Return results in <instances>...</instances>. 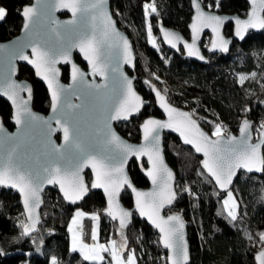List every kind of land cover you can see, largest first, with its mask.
Here are the masks:
<instances>
[{
    "label": "trees",
    "instance_id": "trees-1",
    "mask_svg": "<svg viewBox=\"0 0 264 264\" xmlns=\"http://www.w3.org/2000/svg\"><path fill=\"white\" fill-rule=\"evenodd\" d=\"M151 0H111L115 20L121 30L126 31L137 52L136 64L129 73L136 77L137 90L144 96V109L128 123L119 122L116 129L132 141H139V123L150 115L161 117L156 106L154 91L145 81H151L157 89H167L166 98L184 106L204 128L211 131L221 123L226 134L236 132L246 117L254 124L255 135L260 121H264V32H249L243 41H234L228 52L214 54L208 49L209 38L204 37L202 49L207 63L200 64L184 59L166 49L158 37L157 47L148 42L144 3ZM202 5L219 14L244 16L248 9L247 0H201ZM30 0H0L6 16L0 20V41L14 37L22 27L21 9ZM157 14L150 17L152 32L158 34L161 22L180 30L188 37V23L192 9L190 0H155ZM208 5H213L209 8ZM62 14L61 16H65ZM226 35L232 34L233 26L225 25ZM76 61L81 59L76 55ZM20 79L29 80L33 90V108L47 112L50 100L48 91L40 80L35 79L31 68L19 65ZM155 73L160 79L156 80ZM256 73L243 85L240 75ZM62 79L68 80V68L62 69ZM249 108L245 113L243 110ZM11 106L0 98V121L9 129ZM212 134V133H211ZM59 139V136H57ZM165 156L176 174L177 198L174 206L166 210L179 213L187 226L190 248L189 264H255L254 254L260 249L259 233L264 232V173L262 175L241 172L230 189L218 190L202 168V159L192 149L183 146L178 138L165 135ZM146 162L132 160L128 173L138 187H147L148 181L142 173ZM87 180L91 176L86 172ZM190 188L191 192L185 189ZM231 191L239 203L238 219L232 221L224 210L223 199ZM125 207L132 208V195L122 192ZM44 205L41 209V224L36 231L22 236L20 221H25L21 200L14 190L0 187V264H51L57 257L60 264H92L84 261L78 252H72L69 242V219L77 208L99 213V236L103 241L111 238L122 243L116 222L104 214L105 198L100 191H91L77 206H71L61 198L57 188L43 192ZM90 219L85 218L83 240L89 241ZM129 249H134L137 264H168L166 252L160 246L158 233L144 220L133 215L132 224L125 228ZM249 234L253 239H249ZM127 254H125L126 256ZM102 264H111L106 260Z\"/></svg>",
    "mask_w": 264,
    "mask_h": 264
},
{
    "label": "snow or ice",
    "instance_id": "snow-or-ice-1",
    "mask_svg": "<svg viewBox=\"0 0 264 264\" xmlns=\"http://www.w3.org/2000/svg\"><path fill=\"white\" fill-rule=\"evenodd\" d=\"M258 0H250L252 10L247 20L236 19V36L241 40L248 29H264V15L257 12ZM108 0H55L53 8L64 7L71 10L74 17L79 14L81 17H87L92 24L90 34L85 33L73 42L71 47H78L84 54L85 59L91 65L93 75H99L109 79V74L119 73V87L111 91L104 85L88 83L84 73L75 65H72L71 78L74 83L87 85L88 91L83 97L81 104H73L66 95L67 90L58 85V69L55 68L57 57L69 61L71 47L54 48L48 44H41L39 39L30 42L33 54L36 59L30 61L35 65L36 74L42 76L48 82V87L52 90V111L58 113L54 117L56 128L52 127L49 121H42L39 125L41 137L43 138L46 151L35 157L33 165L24 166L16 160V147H13L7 155V158L0 160V186H10L17 189L22 196L25 208L26 221H20L22 228L21 235L28 236L37 230L39 217L36 209L41 203V192L45 185H59V190L63 197L69 202L75 204L82 200L89 192V187L85 184L81 175L83 169L91 165L95 172L96 179L91 184V188H102L107 195L108 207L107 214L113 219L119 220V231L123 243L116 240L109 241L108 245L98 242V229L93 226L91 239L94 243L88 244L83 241L82 220L85 217L93 222H98L99 213H86L77 210L72 217L68 231L71 235V251L79 252L84 261L92 264H102L105 261L103 253H110L111 264H137L134 249H129L127 237L124 235V229L127 227L131 212L119 206L117 197L120 189L127 186L135 193L136 208L139 213L159 229L161 243L170 250V264H188L189 253L187 242L184 240V222L180 215H170L167 218L162 216L161 210L166 205H171L176 199V192L173 187L174 173L165 164L161 147V132L163 129H171L180 134L183 142L192 145L197 153H203L204 160L202 167L206 170L210 179L221 189H227L233 183L237 169H244L249 173H264V121H260L256 129L258 135L253 141V122L244 118L239 127V137L235 135H226V129L221 123L214 126V131L210 137L199 129L192 113L181 112L167 102L166 93L157 89L151 81H145L155 92L159 100L160 107L167 114V120H158L148 118L142 125L144 145L134 147L123 142L109 127L110 121L129 119L134 113H139L143 106L141 97L134 91L132 79L120 71L119 59L124 63L132 64L133 56L130 42L115 28V22L107 8ZM195 9L194 22L192 28V43L183 41V38L168 30L161 29L164 34V40L167 44L176 48L178 44L188 49L189 56L200 55L196 47L198 34L203 28L210 27L216 34V39L212 41V49L228 51V41L220 36L219 28L225 17L214 15L204 11L200 0H191ZM260 12H264V0H259ZM219 0H215V7H219ZM209 8L213 5H208ZM147 23L148 42L157 47V42L152 32L150 17L157 14L158 9L155 0L144 3ZM6 16V10L0 7V20ZM25 23L23 25L26 31L32 30V35L40 36L37 30L43 24L45 15L34 6H26L23 9ZM76 20L69 21L68 24H75ZM100 25L101 32L98 36L97 25ZM58 39L63 40V34L52 29ZM72 31V29H66ZM11 58L28 60V56L20 53L11 52ZM115 58H119L113 63ZM14 71V69H13ZM156 80L160 78L152 74ZM256 73L251 75H240L238 82L243 85L246 80L254 79ZM27 91L31 95V87L26 84H19L9 76L5 84H0V92L7 96L16 106V123L25 129L36 128L37 121L40 118L34 114L28 107V101L18 96V92ZM74 94V93H73ZM86 105L99 107L101 112V122L92 129V136L102 139L105 144L115 145L117 151L108 155L93 154L94 149L90 141L83 138L80 130L81 109ZM249 112V108L243 110ZM177 117L183 118L178 120ZM102 124V126H100ZM0 125V131H2ZM194 130V134H193ZM56 131L63 132L62 145H57L52 140V135ZM212 137H215L213 139ZM147 156L151 168L147 175L151 178L155 189L152 192L137 191L131 184L125 172V164L129 156L142 157ZM191 192L190 188L185 189ZM239 203L233 193L228 191L227 199L224 200V210L227 217L232 221L238 219ZM75 226V227H74ZM259 235L260 251L256 255L258 264H264V232ZM249 239H253L249 234ZM125 254H127L125 256ZM51 264H60L57 257L51 258Z\"/></svg>",
    "mask_w": 264,
    "mask_h": 264
},
{
    "label": "water",
    "instance_id": "water-1",
    "mask_svg": "<svg viewBox=\"0 0 264 264\" xmlns=\"http://www.w3.org/2000/svg\"><path fill=\"white\" fill-rule=\"evenodd\" d=\"M110 2L111 0H108V4H107V8L108 11L111 14V18L112 20L115 22V28L116 30H118L123 36H125L128 41L130 42L131 45V49H132V56H133V63L132 64H127L124 63L122 61V59L119 58H115L113 60V63L116 62V60L119 59L120 62V71L126 75L127 77H129L130 79H132L133 82V89L134 91L141 97L142 101H143V106L141 107V110L139 113H134L129 119L124 120V119H119V120H113L110 121L109 123V127L112 131H114L116 133V135L118 137H120V139L125 142L126 144L132 145L134 147H141L144 145L145 141H144V137H143V129H142V125L144 123V121L148 118H154V119H158V120H167V114L164 112V110L160 107V103L159 100L157 99L155 92V103L157 108L159 109V111L161 112V117H156L153 115H150L149 117H146L144 120H142L139 123L138 129L140 130V136H139V141H132V140H128L127 138H125L119 130L116 129V124L119 122H123V123H128V121H130V119L139 116V114L143 111L144 109V96H142V94L137 90L136 85H135V80L136 77L132 74L129 73V70H132L135 66V62L137 59V52H135V46L133 41H131V38L129 37V35L127 34L126 31H123L119 28L117 20H115L112 9L110 8ZM201 2V0H200ZM55 3V0H30V3L25 4L20 13H21V17H22V27L20 29V31L12 38L8 39V40H3L0 41V84H5L6 81L8 80L9 76L11 77V80L19 83V84H26L29 87L32 88V83L27 79H20L18 78L19 76V65H24V66H28L29 68H31L34 72V76L35 79L40 80L43 85L45 86V88L48 91V95H49V100H50V105L49 108L47 110V112H39L36 111L33 108V90L31 91V95L29 96V93L27 91H23V92H18V96L22 97L24 100L28 101V107L31 109V111L36 114L39 118L40 121H37V127L33 128V129H25L24 127H22L21 125H18L16 123V106L13 105L12 101L5 96L2 92H0V98H2L3 100L9 102L10 106H11V113H12V117H11V124H13V129H9L8 127H6L4 124H2V122L0 121V125H2L3 130L0 131V160H4L7 158L8 152L13 148L16 147V160L18 163H20L21 165L24 166H29V165H33L35 163V157L37 155H40L41 153L46 151L45 148V144L43 141V138L41 137L40 134V130H39V125L42 121H49L52 124L53 128H56L57 125L55 123L54 117L56 115H58V113H54L52 111V90L48 87V82L46 80L43 79L42 76H38L36 74V68L35 65L30 63V61L35 60L36 57L33 54L32 51V47L30 46V42L36 39H39L41 44H48L54 48H58V47H71V45L73 44V42L77 41L81 35L88 33L90 34L92 31V24L89 22L87 17H81L79 14L77 15V17H74L71 10L68 8H64V7H56L53 8L52 5ZM248 3V9L246 10V13L244 16L238 15L236 13L233 14H227V13H222L219 14L218 12L214 11V10H209L207 8H205L204 5H202L204 7V11L214 14V15H219L221 17H225L226 19H224L222 25L219 28V32H220V36L223 37L224 40H227L228 43V51L231 49V45L233 44L234 41H243L246 37L247 34L249 32H253V33H260V32H264V29H248V31L244 34V39L241 40L238 36H236L235 32H236V19L239 18L241 20H247L249 18V13L252 10V5L250 3V0H247ZM202 4V2H201ZM26 6H34L36 8H38L42 13H44L45 15V19L42 25H40L38 27V31L40 32V36L39 37H35L32 35V30H28L26 31L23 27L25 20L23 17V9ZM190 6L192 9V13H191V19L190 22L188 23V32L189 35L188 37H186L180 30H177L175 28H172L170 26H165L163 25L161 22H159L157 24V29H158V34H159V38L162 42V44L164 45V47L170 51H172L173 53H176L178 55L181 54V56L184 59L187 60H192L195 61L197 63L200 64H205L207 63V56L204 52V49H202V42L204 40V37L208 36L209 38V46L208 49H210V51L214 54L217 53H224V51H221L219 48L213 50L212 49V41L214 39H216V34L213 33L212 29L210 27H205L203 28V31H201L198 34V39L196 40V47L199 50L200 55H202L204 57L203 60H201L198 56H189L188 55V49H186L183 46V43L178 44V46L176 48H173L171 45L167 44L164 40V34L163 31L161 29L164 30H168L171 32H175L177 34H179L182 38L183 41H187L188 43H192V28L191 25L194 22V17L196 15L195 13V9L193 8L192 4H191V0H190ZM257 12L260 15H264V12H260V5H259V0L257 2ZM62 14H66L65 16H61ZM76 20L75 24H68L69 21L72 20ZM227 24H231V26H233L232 29V34L231 35H226L224 32L225 29V25ZM52 29H56L58 31H60L63 34V40H60L56 37L55 32L52 31ZM66 29H72V31H66ZM97 34L99 36L100 32H101V27L98 24L97 25ZM182 51V52H181ZM227 51V52H228ZM11 52H16V53H20L22 52L23 55L28 56V60H22V59H14L11 58L10 53ZM76 55H78L81 59V63L76 61ZM70 60L69 61H65L59 57H57V63L55 64V68L58 69V77H57V82L58 85L63 86L64 89L67 90L66 95L69 96V101L70 103L73 104H81L84 95L86 94V92L88 91L87 89V85H82L80 83H74L72 78H71V70H72V65L75 64L83 73L85 76V79L88 81V83H94V84H100V85H104L107 83V88L109 91H111V89L113 88H118L119 87V80H120V76L119 73H116L114 76L113 74H109V79L107 81H105L104 77L97 75H93L91 72V65L88 63V61L85 59L84 54L82 52H80L78 47H71V53H70ZM64 67L68 68V80L64 81L61 77L62 75V69ZM14 69V71H13ZM74 93V94H73ZM167 99V98H166ZM167 102L170 103L173 107L177 108L179 111L181 112H188L191 113L188 109H186L184 106H179L176 105L172 102H170L167 99ZM192 118L196 120L199 129L202 130L204 133L208 134L210 137L212 136V134L208 131V129L204 128V126L201 125V123L199 122V120L192 115ZM178 120H182L183 118L181 117H177ZM250 120V119H249ZM101 122V112L99 107H95V106H91V105H86L83 109H81V121H80V130H81V134L83 136V138L87 141H90L94 152L93 154H98V155H108V154H112L114 153L116 150L115 145H109V144H105L103 142L102 139H98L96 137L92 136V129L97 125L100 124ZM242 122V121H241ZM241 124V123H240ZM239 124V127H240ZM102 126V124L100 125ZM254 126V124H253ZM239 127L238 130L236 132H232L229 131L227 132L226 135L230 134V135H235L237 137H239L240 133H239ZM193 134H194V130H193ZM255 130L253 128V141L255 142L257 136L255 135ZM165 135H171V136H175L176 138H178L181 142V144L183 146H186L190 149H192L198 156L201 157L202 161L204 160V156L203 153H197L195 151L194 146L192 145H188L185 144L183 142V138L180 136V134L174 130L171 129H163L161 132V147L163 149L162 155L164 158V162L165 164L173 171L174 173V181H173V187L174 190L176 192L175 189V179H176V174L175 171L173 170V168L171 167V165L169 164V162L166 160V156H165V139L164 136ZM258 135V133H257ZM57 136H59V139H57ZM213 139H215V137H212ZM52 140L55 142V144L57 145H62L64 143L63 141V132L62 131H56L53 135H52ZM132 160H135L137 162H141V160H143L144 162H146V167L143 169L142 173H144V176L146 177L147 181H148V186L147 187H138L136 184L133 183L130 173H128V167L131 163ZM151 168V164L148 161L147 156H142V157H136V156H129L127 163L125 164V172L128 176V179L131 181V184L133 185V187H135L137 189V191H141V192H152L155 189V186L152 183L151 178L147 175L148 170ZM203 168V167H202ZM204 170V169H203ZM86 172L89 173V175L91 176L90 180H87L86 177ZM206 172V170H205ZM246 173L248 175L251 174H255V175H262V173L259 172H252L249 173L244 169H237L236 171V176L233 178V183L231 185H229V187L227 189H221L214 180H212L214 182V184L216 185V187L218 188V190H221L223 192H226V190L230 189V187H232V185L235 182V179L237 178V176L241 173ZM207 173V172H206ZM85 184L89 187V192L86 194V196L82 199L77 201L75 204L69 202L68 200H66L63 197L62 192L59 190V185H45L42 192H41V203L39 205V207L36 209V214L39 217V223L37 224V228L39 227V225L41 224V209L43 208L44 205V200L43 198V192L49 188H57L59 191V194L61 196V198H63V200L65 202H67L69 205L71 206H77V204H80L81 202H83V200L85 198H87V195L91 192H98L100 191L103 195V197L105 198V206H104V214L106 216H108L109 218H111L107 212L106 209L108 207V203H107V195L104 192V190L102 188H91V184L95 181L96 179V175L95 172L92 170L91 165H89L88 167H85L81 173ZM2 188L8 189V190H14L18 193L19 195V199L21 200V207H22V211H24V217H25V208L23 205V199L21 194L19 193V191L17 189L11 188L10 186H0ZM125 190H128L130 195H132V208H128L125 207L124 204L122 203L121 200V194L122 192H124ZM176 198H177V193H176ZM119 206L129 212L132 213L128 225L127 227H129L132 224L133 221V215H136L137 217H139L142 221L144 220L150 227H152L154 229V231H156L158 233V236L160 238L159 242H160V246L161 248L166 252V260L167 263L170 264L169 261V256L171 255L170 250L165 248L164 245L161 243V233L159 231L158 228H156L154 225L151 224V222L147 219V217H143L140 215L139 210L136 208V196L135 193L132 192V190L130 188H128L127 186H124L120 189V194L117 197ZM176 200V199H175ZM174 200V202H175ZM174 202L171 205H166L162 210H161V215L164 216L165 218H167L170 215H180L179 213H175V212H169L167 213L166 210L171 209L174 205ZM181 216V215H180ZM182 218V216H181ZM112 221L116 222L118 227H119V220H113L111 218ZM183 220V218H182ZM25 222L26 221V217H25ZM184 222V220H183ZM126 227V228H127ZM33 233V232H32ZM183 233H184V240L187 242V246H188V253H189V260H188V264L190 262V248H189V242H188V237H187V226L185 225L184 222V229H183ZM260 251V249H258L255 254H254V260H255V264H258L257 260H256V255L257 253Z\"/></svg>",
    "mask_w": 264,
    "mask_h": 264
},
{
    "label": "rangeland",
    "instance_id": "rangeland-1",
    "mask_svg": "<svg viewBox=\"0 0 264 264\" xmlns=\"http://www.w3.org/2000/svg\"><path fill=\"white\" fill-rule=\"evenodd\" d=\"M3 7V6H2ZM4 8V7H3ZM153 36L155 37V39H156V42H157V45H158V47L157 48H159V44H158V37H159V34H154L153 33ZM214 131V129L211 131V133ZM225 199H227V194H226V196L224 197V199H223V202H224V200ZM77 210H82V211H84V212H86V213H96V212H94V211H86V210H84V209H81V208H77ZM76 210V211H77ZM75 211V212H76ZM75 212L73 213V215L70 217V221H69V224H68V227H69V225H70V223H71V220H72V217L75 215ZM85 218H87L88 219V217H85ZM85 218L82 220V225H83V222H84V220H85ZM90 219V218H89ZM99 221H100V219H99ZM99 221L98 222H93L91 219H90V221H89V225H90V227H89V230H90V239H89V241H84V243H88V244H92V243H94L93 241H92V239H91V232H92V228H93V226L95 225V226H97V229H98V242L99 243H102V244H106V245H108V243H109V241H111V240H113L114 238H111V239H109V240H107V241H103V240H101L100 239V236H99V232H100V230H99ZM75 227V226H74ZM71 233L69 232V242H70V247H71ZM115 240V239H114ZM117 242H118V240H116ZM118 243H120V242H118ZM123 243V242H122ZM79 253V252H78ZM103 255H104V257H105V259L106 260H108V261H110L111 262V256H110V253H103Z\"/></svg>",
    "mask_w": 264,
    "mask_h": 264
},
{
    "label": "flooded vegetation",
    "instance_id": "flooded-vegetation-1",
    "mask_svg": "<svg viewBox=\"0 0 264 264\" xmlns=\"http://www.w3.org/2000/svg\"><path fill=\"white\" fill-rule=\"evenodd\" d=\"M182 52V51H181ZM181 55V54H180Z\"/></svg>",
    "mask_w": 264,
    "mask_h": 264
}]
</instances>
